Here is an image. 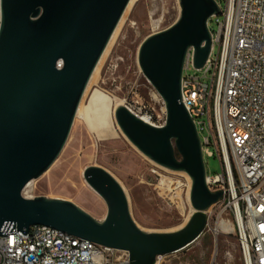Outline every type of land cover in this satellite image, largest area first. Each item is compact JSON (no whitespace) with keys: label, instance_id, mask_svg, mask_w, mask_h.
I'll use <instances>...</instances> for the list:
<instances>
[{"label":"water","instance_id":"water-1","mask_svg":"<svg viewBox=\"0 0 264 264\" xmlns=\"http://www.w3.org/2000/svg\"><path fill=\"white\" fill-rule=\"evenodd\" d=\"M129 2L1 0L0 235L18 230L26 235L32 226H48L128 251L130 264H156L159 256L187 248L204 232L207 211L224 190L211 192L207 185L202 144L184 106L182 78L190 50L196 69L210 56L209 20L221 13L215 0H180L178 20L140 47L139 65L165 103V124L147 123L128 106L116 111L119 127L145 156L190 176L195 212L187 225L167 233L141 230L122 185L98 166L87 167L84 177L107 204L102 222L66 200L23 196L62 152L90 78Z\"/></svg>","mask_w":264,"mask_h":264},{"label":"built area","instance_id":"built-area-1","mask_svg":"<svg viewBox=\"0 0 264 264\" xmlns=\"http://www.w3.org/2000/svg\"><path fill=\"white\" fill-rule=\"evenodd\" d=\"M215 1L221 12L213 16L218 30L211 32V53L201 68L210 82L189 74L195 67L193 49L182 78L184 106L195 120L204 161L217 157L222 168L219 175L207 174L210 191L224 194L207 211L201 237L209 231L235 233L243 264H264V0H224V7ZM1 22L0 0V27ZM23 196L28 198L25 190ZM115 253L121 255L113 259ZM130 262L128 251L48 226H32L26 235L21 230L0 235V264Z\"/></svg>","mask_w":264,"mask_h":264},{"label":"rangeland","instance_id":"rangeland-1","mask_svg":"<svg viewBox=\"0 0 264 264\" xmlns=\"http://www.w3.org/2000/svg\"><path fill=\"white\" fill-rule=\"evenodd\" d=\"M218 3L225 6L224 0ZM180 14V0H139L127 14L116 45L101 66L100 89L124 101L135 114L151 117L150 121L158 126L166 121L165 103L143 74L139 51L149 36L172 26ZM217 18L209 20L212 33L218 30ZM213 54H217V48ZM189 74L210 82L211 76L205 75L204 70L191 67ZM205 164L208 175L222 173L217 157H205ZM90 166L104 168L122 185L131 216L143 231L172 232L193 214L184 176L165 171L139 151L121 130L115 139L96 141L79 118H75L55 163L35 180L33 192L28 194L72 202L102 222L108 208L84 177L85 169ZM215 224L213 220V227ZM120 255L115 253L112 258ZM160 264H243V261L235 233L217 235L209 231L187 248L164 255Z\"/></svg>","mask_w":264,"mask_h":264},{"label":"bare ground","instance_id":"bare-ground-1","mask_svg":"<svg viewBox=\"0 0 264 264\" xmlns=\"http://www.w3.org/2000/svg\"><path fill=\"white\" fill-rule=\"evenodd\" d=\"M138 1L139 0H130V2H129V4H128V6H127V8L123 14V17L121 18L119 24L117 25V28L115 29V31H114V33H113V35H112V37L108 43L103 55L101 56L97 66H96V68H95V70H94V72L90 78V81L87 85V88H86L84 94H83L82 100L79 104V108L77 110V114L75 117V118L81 119L86 124L89 131L94 135V137L96 138V141H98V142L99 141L103 142L106 140L115 139L116 136L120 134L121 128L119 127L117 120H116V111H117L118 107L125 106V104H124V101H118L111 94L100 89L101 66H102L103 62L112 53V50H113L114 46L116 45V42L119 38L120 31H121V28H122V25L124 23L125 18L127 16V14L135 7V5L137 4ZM139 117H141L147 123H152L149 120L148 116H139ZM121 132L123 133L122 130H121ZM162 168L169 173H172L175 175H182L187 179V181H188V194L187 195H188V199H189L191 197V187H192V180H191L190 176L185 172L172 171V170H169V169L164 168V167H162ZM34 182H35V180L31 181L27 185V187L25 188V194L28 195L27 196L28 198H32V196H30V194H28V193L33 192L32 186H33ZM171 184H172V182H169V185H171ZM93 191L96 192V194L100 196V194L97 191H95L94 189H93ZM190 201H191V198H190ZM194 212H195V209L193 208V213ZM191 217L190 216L187 217L185 223L183 225H181L177 230L174 229V231H172V232H176V231L183 229L187 225V223L189 222ZM224 226H225L224 223H220L219 227H224ZM156 264H160V261L158 259H157Z\"/></svg>","mask_w":264,"mask_h":264},{"label":"trees","instance_id":"trees-1","mask_svg":"<svg viewBox=\"0 0 264 264\" xmlns=\"http://www.w3.org/2000/svg\"><path fill=\"white\" fill-rule=\"evenodd\" d=\"M177 155L179 156V154L177 153Z\"/></svg>","mask_w":264,"mask_h":264}]
</instances>
